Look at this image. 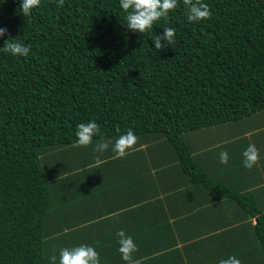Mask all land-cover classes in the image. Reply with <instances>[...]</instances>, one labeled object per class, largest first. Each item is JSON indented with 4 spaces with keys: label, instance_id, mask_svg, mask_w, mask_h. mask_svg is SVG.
<instances>
[{
    "label": "trees",
    "instance_id": "16d2710c",
    "mask_svg": "<svg viewBox=\"0 0 264 264\" xmlns=\"http://www.w3.org/2000/svg\"><path fill=\"white\" fill-rule=\"evenodd\" d=\"M204 3L211 19L189 22L179 0L140 33L127 28L120 0H41L29 16L21 0H0V264H46L43 160L76 143V126L90 120L104 139L131 129L164 140L192 182L256 215L264 249V213L209 177L188 141L264 110V0ZM164 27L175 43L157 51L152 38ZM9 35L31 44L27 57L3 52Z\"/></svg>",
    "mask_w": 264,
    "mask_h": 264
},
{
    "label": "crops",
    "instance_id": "0c3cea01",
    "mask_svg": "<svg viewBox=\"0 0 264 264\" xmlns=\"http://www.w3.org/2000/svg\"><path fill=\"white\" fill-rule=\"evenodd\" d=\"M188 141L192 158L209 177L247 196L264 213V110L192 132ZM97 143H74L43 160L50 191L46 264L53 254L58 264L61 249L81 244L96 248L100 264H126L118 250L121 229L137 244L134 258L141 264H219L231 256L241 264H264L256 215L192 182L164 140L139 137L123 158L115 157L111 145L95 152ZM250 144L260 151L252 169L243 164ZM221 151L228 152L227 164L219 161Z\"/></svg>",
    "mask_w": 264,
    "mask_h": 264
},
{
    "label": "clouds",
    "instance_id": "9594fccd",
    "mask_svg": "<svg viewBox=\"0 0 264 264\" xmlns=\"http://www.w3.org/2000/svg\"><path fill=\"white\" fill-rule=\"evenodd\" d=\"M41 0H21L20 11L24 16H29L34 8H38ZM59 5L64 4V0H58ZM186 10L187 20L189 22H199L201 20L211 19L213 13L204 0H183ZM120 6L126 13V26L129 30L145 33L153 30V26L161 19L167 20L169 14L177 9L179 0H120ZM7 33V29L0 27V37ZM175 29L164 27L162 34L155 35L152 39L155 50L160 51L168 45L175 43ZM164 43H161V41ZM3 52L10 53L13 56L27 57L31 51V44H26L19 39L11 38L4 42ZM119 132V127H117ZM76 137L78 138L74 147H87L92 144L93 138L101 135L100 126L95 120L86 123H79L76 126ZM138 137L133 130L129 129L125 134L119 135L113 142L110 139L101 140L96 144L94 151L103 153L111 145L112 152L116 158H123L130 154L138 143ZM243 164L246 168L252 169L260 161V151L255 144H250L243 152ZM97 157V162H99ZM229 155L227 151L219 153V161L227 164ZM118 237L119 252L126 264H141V260L134 258V253L138 252V246L132 236L127 235L123 229L116 233ZM50 264H57V256L53 254L50 258ZM58 264H100V254L95 247L81 244L72 248L65 247L60 250ZM219 264H241V261L234 256L220 260Z\"/></svg>",
    "mask_w": 264,
    "mask_h": 264
},
{
    "label": "rangeland",
    "instance_id": "374dc122",
    "mask_svg": "<svg viewBox=\"0 0 264 264\" xmlns=\"http://www.w3.org/2000/svg\"><path fill=\"white\" fill-rule=\"evenodd\" d=\"M204 130V129H203ZM197 133H198V131H197Z\"/></svg>",
    "mask_w": 264,
    "mask_h": 264
}]
</instances>
